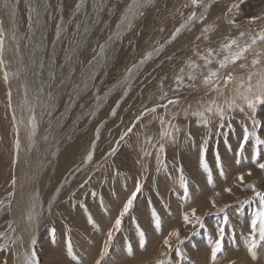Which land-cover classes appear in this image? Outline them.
Here are the masks:
<instances>
[{
	"label": "rangeland",
	"instance_id": "obj_1",
	"mask_svg": "<svg viewBox=\"0 0 264 264\" xmlns=\"http://www.w3.org/2000/svg\"><path fill=\"white\" fill-rule=\"evenodd\" d=\"M0 31V264H213L220 228L216 264H264V145L243 143L254 121L264 139V105L240 98L264 84V0H0Z\"/></svg>",
	"mask_w": 264,
	"mask_h": 264
},
{
	"label": "snow or ice",
	"instance_id": "obj_2",
	"mask_svg": "<svg viewBox=\"0 0 264 264\" xmlns=\"http://www.w3.org/2000/svg\"><path fill=\"white\" fill-rule=\"evenodd\" d=\"M201 2V0H192V3L194 5H199ZM239 5L238 4H234L232 5V8H236L238 9ZM232 9L230 8L229 11H231ZM190 19L195 20L196 16L195 13L192 14V16L190 17ZM229 23H234V21H229ZM208 29H205V31H207ZM179 31V30H178ZM243 35V34H241ZM3 36V32L0 31V37ZM259 40L264 41V32L259 33ZM257 42V38L253 37L252 38V42L251 45L256 44ZM237 44V42L235 40H232L230 43L224 45V49L225 50H230L233 48V46H235ZM251 45L246 44L243 47H238V50L235 51L234 53L230 52L229 56L225 57L224 60L219 62V66L220 69H225L227 68L229 63L235 64L237 61L241 60L244 58V53L247 52L249 50V48L251 47ZM3 53V40L0 39V55H2ZM209 55H211V52H209ZM212 61L211 60H206V63L210 64ZM3 61L0 60V64H2ZM253 66L257 65L260 63V61L257 60H253ZM190 67H196V65H189ZM241 67H245V65H241ZM5 80H7L8 75L7 73H5ZM189 79L194 80L195 77L193 76H189ZM216 79H219V73L218 71H211L209 73L208 76L205 77L203 83L206 86H211L214 90H219V86L216 83ZM224 82L228 83L231 80L234 79V77H232L231 75H227L224 78ZM241 88L244 87L243 84L240 85ZM247 92L250 95H245L243 93H241V99L245 102V104L247 105L248 109H251L253 112H255L256 110V105L257 104H261L264 105V84L258 83L255 86V91H253V86L251 84V76H249V82H248V87H247ZM169 103H177L176 101H169ZM230 108L235 109V107H237L236 105V101L235 99H233V101L231 102V104L229 105ZM154 111V109H153ZM209 112L212 111L211 108L208 109ZM240 111H244L243 108H240ZM216 113L219 115L220 119L224 118V110L222 108L217 107L216 108ZM196 115L201 116L203 118V113H196ZM204 123H207L206 118L203 121ZM161 123L163 124L164 122L161 121ZM255 121L253 123V131L249 132L247 129H245L244 132V137H243V143L247 144L249 141L250 137H255V141H256V145L257 148L259 149L260 145H264V139H261L258 135H256L255 133ZM179 129H176V131H178ZM170 133H162V136H166L169 135ZM17 147H19V145L17 144ZM160 151L163 152L164 149L161 146L160 147ZM241 151H243V145L241 146ZM148 153H146L147 155ZM259 155V152L257 153ZM88 159H91V155L88 157ZM203 163V167L205 171H208V165L206 162H202ZM257 167L260 168L261 170H264V163H257ZM249 175H251V173H249ZM239 179L241 180V182H243V177H239ZM181 183L184 185L185 188H187V184L186 181L184 180L183 176L181 175ZM15 184V181H13V185ZM249 188L252 189L253 192H255L256 196L259 198V207L253 212L252 217H251V234L253 235V240L249 246V252L252 253L253 258H255V251L254 249L256 248V243H255V234L258 232L259 233V238L260 240L264 241V192L261 191H257L255 188V185H248ZM139 187H137V192H139ZM225 191L231 192V189H225ZM135 199V193L133 194L132 198H130L127 202V204L125 205L123 212L121 213V217H123V215L125 213L128 212V210L132 207L133 204V200ZM213 206H215V202H213ZM0 207H3V203L0 202ZM192 217L195 220L196 223H199L201 227H203V223L200 220V217L196 216L195 214V209H193L192 211ZM29 219H31V217H29ZM184 219L186 222H190L189 221V217L187 214H185ZM224 223H227V217L224 218ZM11 227V226H10ZM121 227V219H117L115 222V229L119 230ZM157 227H159V220L157 219ZM141 235H143V233H141ZM170 236H176L177 239L179 238V233L178 232H173L170 234ZM223 236H224V229L220 228L219 229V239L216 241H209L210 247H211V259L213 261V264H216L217 261V256L219 253H221L223 251ZM113 237V232L109 231L108 233V241L105 243L104 245V250L103 253L107 254L108 252V245L111 242ZM0 238H4L3 236H0ZM33 243H35V241L33 240ZM165 245H169V239H165L164 241ZM170 246V245H169ZM2 250V249H0ZM68 252L69 255L72 254V246H71V242L69 241L68 244ZM180 257L181 260H183V253H180ZM74 258V257H73ZM103 258V256L101 257ZM6 264V262H5ZM26 264H40V261L38 259V257L36 256V252L32 251L30 255H28L26 257ZM99 264V262H98ZM158 264H165L164 261H159Z\"/></svg>",
	"mask_w": 264,
	"mask_h": 264
},
{
	"label": "bare ground",
	"instance_id": "obj_3",
	"mask_svg": "<svg viewBox=\"0 0 264 264\" xmlns=\"http://www.w3.org/2000/svg\"><path fill=\"white\" fill-rule=\"evenodd\" d=\"M45 4V3H44Z\"/></svg>",
	"mask_w": 264,
	"mask_h": 264
}]
</instances>
